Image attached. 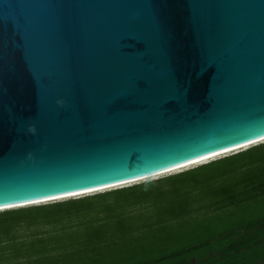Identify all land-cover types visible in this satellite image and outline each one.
<instances>
[{
    "label": "water",
    "instance_id": "1",
    "mask_svg": "<svg viewBox=\"0 0 264 264\" xmlns=\"http://www.w3.org/2000/svg\"><path fill=\"white\" fill-rule=\"evenodd\" d=\"M262 140L264 0H0V212Z\"/></svg>",
    "mask_w": 264,
    "mask_h": 264
},
{
    "label": "trees",
    "instance_id": "2",
    "mask_svg": "<svg viewBox=\"0 0 264 264\" xmlns=\"http://www.w3.org/2000/svg\"><path fill=\"white\" fill-rule=\"evenodd\" d=\"M262 150L264 143L146 183L52 204L1 211L0 264H59L63 258L84 251H101L109 246L113 239L141 233L163 220L165 216L175 215L179 204L185 203L174 200L171 209L167 205L163 208L160 203L165 201L169 194L183 193V190L190 189L193 184L198 183L201 177L213 174L216 168L222 167L219 171L221 176L246 168L254 163L255 155ZM24 226H50L51 229L46 232L37 230L29 237L22 238L18 233ZM252 230H255V227L248 231ZM243 232H236L233 238H229L233 240L232 245L226 246L220 254L237 256L236 261L227 264H261L264 255L254 258L251 262L243 258L244 250L250 246ZM260 239L255 238L254 242L264 243V239ZM199 247L201 246L184 251L193 256V264H196L197 260H202L194 255ZM184 252L173 253L170 257H178ZM206 258L207 256L204 260ZM167 259V256L157 257L149 263L165 264ZM192 262L181 260L174 264Z\"/></svg>",
    "mask_w": 264,
    "mask_h": 264
},
{
    "label": "rangeland",
    "instance_id": "3",
    "mask_svg": "<svg viewBox=\"0 0 264 264\" xmlns=\"http://www.w3.org/2000/svg\"><path fill=\"white\" fill-rule=\"evenodd\" d=\"M251 147L125 186L146 183L190 170L248 150ZM255 157L254 163L246 168L231 171L225 176L219 174L222 167L216 168L213 174H210L209 177H201L198 183L193 184L190 189L183 190V193L169 194L165 201L160 203L163 208L167 205L171 209L175 201L185 203L182 204L183 206L179 204L175 215L165 216L163 220L141 233L113 239L111 243L109 242L110 245L101 251H84L81 254L63 258L59 264H150L149 262L154 258L164 256L168 257L165 264H174L181 260L192 262L193 256L184 251L197 246L201 247L195 250L194 255L197 259L202 260L196 259V264H227L236 261L237 256L234 254L222 255L223 253L220 254L221 250L232 245L233 240L229 238H233L234 234L239 231H244L243 234H246L250 244L242 255L246 261L251 262L254 258L264 255V243L256 244L254 242L255 238L264 239V150L258 152ZM125 186H121V188ZM102 192H106V190L86 196ZM82 197L85 196L82 195L78 198ZM61 201L65 200L57 202ZM52 203L55 202L46 204ZM252 227H255V230L248 231ZM50 229V226H24L19 229L18 234L24 238L29 237L37 230L46 232ZM209 243L210 245H208ZM181 251L184 253L178 257H170L173 253ZM206 256L207 258L204 260Z\"/></svg>",
    "mask_w": 264,
    "mask_h": 264
},
{
    "label": "bare ground",
    "instance_id": "4",
    "mask_svg": "<svg viewBox=\"0 0 264 264\" xmlns=\"http://www.w3.org/2000/svg\"><path fill=\"white\" fill-rule=\"evenodd\" d=\"M258 141H259V140H258ZM262 141H264V140H262ZM256 143H257V142H254L253 144H256ZM257 144H258V143H257ZM249 145H251V144H247V145L243 146V148L249 147ZM239 148H241V147H239ZM239 148H237L235 151H238ZM231 152H233V151L230 150V151H228L227 153L218 154V155L213 156V157H211V158H207V159H205V160H202V161L196 162V163H194V164H190V165H188V166H185V167H183V168H181V169H184V168L189 167V166H194V165H197V164L203 163V162L208 161V160H210V159H215V158H217V157H220V156H223V155L229 154V153H231ZM181 169H177V170H174V171H172V172H175V171H178V170H181ZM168 173H171V172H168ZM164 174H167V173H164ZM164 174H159V175H157V176L164 175ZM153 177H156V176H153ZM153 177H150V178H153ZM150 178H144V179H141V181H144V180H147V179H150ZM137 182H140V180H139V181H138V180L131 181V183H137ZM131 183L129 182V183H126V184H124V185H120V186H116V187L125 186V185L131 184ZM116 187H115V188H116ZM113 188H114V187H113ZM109 189H112V188L109 187V188H106V189H100V190H97V192L104 191V190H109ZM92 192H94V191H92ZM86 194H87V195H88V194H91V192H86L85 195H86ZM70 197H73V196H68L67 198L69 199ZM60 200H62V199H60ZM37 204H39V203H37ZM24 205H27V204H19V205H14V206L1 207L0 210L7 209V208H11V207L24 206Z\"/></svg>",
    "mask_w": 264,
    "mask_h": 264
},
{
    "label": "flooded vegetation",
    "instance_id": "5",
    "mask_svg": "<svg viewBox=\"0 0 264 264\" xmlns=\"http://www.w3.org/2000/svg\"><path fill=\"white\" fill-rule=\"evenodd\" d=\"M261 264H264V261Z\"/></svg>",
    "mask_w": 264,
    "mask_h": 264
}]
</instances>
